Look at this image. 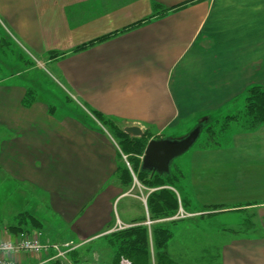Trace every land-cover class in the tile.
I'll return each mask as SVG.
<instances>
[{
	"label": "crops",
	"instance_id": "0c3cea01",
	"mask_svg": "<svg viewBox=\"0 0 264 264\" xmlns=\"http://www.w3.org/2000/svg\"><path fill=\"white\" fill-rule=\"evenodd\" d=\"M0 24L27 59L0 78V218L14 217L2 234L111 232L119 148L96 115L158 134L264 88V0H0ZM93 247L12 264H109Z\"/></svg>",
	"mask_w": 264,
	"mask_h": 264
},
{
	"label": "rangeland",
	"instance_id": "374dc122",
	"mask_svg": "<svg viewBox=\"0 0 264 264\" xmlns=\"http://www.w3.org/2000/svg\"><path fill=\"white\" fill-rule=\"evenodd\" d=\"M2 28L0 24V39L4 38L0 44V78L11 68L22 72L19 66L27 64L16 43L6 39ZM245 105L244 95L239 103L203 116L209 119L207 123L201 117H194L158 134L144 131L143 137L127 135L123 123L95 117L118 144L117 169L111 181L116 185L111 187V194L117 195L120 191L123 195L111 204L113 220L107 228L111 232L92 235L95 237L85 246L98 247L95 256L109 259V264H123L124 260L132 264L123 250L127 247L121 243L122 233L140 226L148 230L150 264H159L152 232L161 227L170 233L165 248L169 263L163 260V264H264V139L261 135H252L264 125L255 131L244 127L241 117ZM77 109L74 105H64L62 113L86 114ZM202 123L205 127L197 142L172 161L168 179L141 173L150 140L183 139ZM5 176L0 171V182L6 181ZM160 190L174 195L175 208L167 210L168 216L158 215L154 219L149 200ZM6 194L7 185H4L0 187V195ZM100 206L107 211L108 206ZM123 216L125 220L118 219ZM13 219L8 215L0 218V237ZM73 240L79 243L76 238Z\"/></svg>",
	"mask_w": 264,
	"mask_h": 264
},
{
	"label": "trees",
	"instance_id": "16d2710c",
	"mask_svg": "<svg viewBox=\"0 0 264 264\" xmlns=\"http://www.w3.org/2000/svg\"><path fill=\"white\" fill-rule=\"evenodd\" d=\"M103 40V39H100ZM83 48V47H82ZM246 105L244 114L241 117L244 127L249 131H255L261 125H264V88L260 86H253L246 90L245 93ZM99 119H104L106 122L111 121V119L104 118L100 115H96ZM207 127V126H206ZM127 172V170H124ZM141 173L156 177L160 180H165L169 178L170 173L165 175H160L158 173H152L151 171H146L141 169ZM153 174V175H152ZM163 195L168 196L169 198H164ZM169 199V200H168ZM176 199L172 193L164 190L153 193L152 197L149 200L150 213L153 215L154 219L160 215L161 217L168 216L167 210H173L175 208ZM159 209V210H158ZM31 219L34 227L37 230L39 227L36 225L37 221ZM22 227L19 231L11 230L14 234L20 233L23 231ZM153 238L155 241L156 248V259L160 260L163 264V260H167L169 263V258L165 248L167 247V242L170 238V233L166 228H154ZM123 242L125 248L123 250L126 253V258H129L132 261V264H150V251H149V242H148V230L140 226H134L124 230L122 233L121 243ZM123 246V247H124ZM79 253V250L77 251ZM75 252L71 253L74 254ZM75 255V254H74ZM72 255V256H74ZM124 256V255H122ZM167 257V258H166Z\"/></svg>",
	"mask_w": 264,
	"mask_h": 264
},
{
	"label": "water",
	"instance_id": "95a60500",
	"mask_svg": "<svg viewBox=\"0 0 264 264\" xmlns=\"http://www.w3.org/2000/svg\"><path fill=\"white\" fill-rule=\"evenodd\" d=\"M203 128L204 123L183 139L150 140L143 157V170L160 175L168 174L172 161L186 153L197 142ZM124 132L131 137L144 136V131L139 126L124 127Z\"/></svg>",
	"mask_w": 264,
	"mask_h": 264
},
{
	"label": "built area",
	"instance_id": "2783aa9c",
	"mask_svg": "<svg viewBox=\"0 0 264 264\" xmlns=\"http://www.w3.org/2000/svg\"><path fill=\"white\" fill-rule=\"evenodd\" d=\"M73 248V243L49 244L42 242L37 236L22 233L15 238L0 240V264H12L11 258L21 253L40 254L52 251L55 258H64ZM123 264L129 263L124 261Z\"/></svg>",
	"mask_w": 264,
	"mask_h": 264
}]
</instances>
